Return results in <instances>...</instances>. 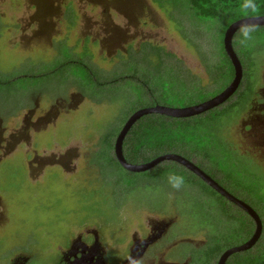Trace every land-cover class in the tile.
Segmentation results:
<instances>
[{"label": "rangeland", "instance_id": "374dc122", "mask_svg": "<svg viewBox=\"0 0 264 264\" xmlns=\"http://www.w3.org/2000/svg\"><path fill=\"white\" fill-rule=\"evenodd\" d=\"M29 1L32 0H0V24L3 25H0V118L4 121L20 106L30 104L33 101L32 95L37 90L43 91L46 97L63 94L65 86H58V83L63 82L60 78L62 74L32 81L21 79L18 83H9V78L32 70L43 72L58 66L62 59L69 57V46H72L71 50L74 52L73 60L77 61V54L83 56L80 54L84 50L83 45L91 51L92 57H83L81 63L102 84L115 77L112 75L115 72H121L122 75L131 73L128 67L121 66L118 57L126 54L119 47L132 52V55L136 48L146 47L144 53L140 51L138 56L144 59V56L147 57V50H150L149 46H157L162 49V58L158 60L154 54L153 58L149 57L153 66H149L148 73L140 69L145 66L141 61L138 65L141 71L137 73V84L123 81L112 87L104 84L95 90L89 88L86 71L81 66H64L67 78L73 77L72 80L81 85L78 88L75 83L76 86L70 87L67 92L82 91L85 100L77 109L70 110L67 114L62 113L55 125L50 124L47 132L37 139L43 146L42 150L48 147L46 153L40 151L39 155H59L66 149L77 148L79 158L73 161L76 170L67 174L54 168L47 174L42 172L40 178L33 182L27 175V157L23 149L1 161L0 197L6 221L0 223V257L12 249H25L34 255V264H49L45 261L57 257V245L64 242L70 231H80L84 225L98 226L106 238V247L114 252L119 240H126L136 230L142 233L150 221H171V230L177 231L179 237L193 239L196 246L203 241L206 243L211 237L212 243L222 241L219 245H223V249L241 243L243 235L234 231L236 223L228 224L227 218L218 210L220 200L214 196L208 198L202 192L199 182L187 189L196 199L210 204L209 213H206L208 207L204 202L191 207L186 203L187 195L183 192L186 187L182 185L177 190L170 186L168 176L172 173L169 170L174 169L185 176L189 174L175 162L165 161L150 170V175L156 170H166V174L156 180L147 179L143 173H126L113 166L103 170L106 172V184L102 185L100 182L101 186L96 187V191H93L95 186L92 183L88 187L84 186L85 178L88 179L93 173L89 175L83 163L87 161L88 153H92L100 144L104 131H111V134L116 135L133 112L150 107L149 104L154 101L162 106L180 107L182 99L187 104L188 97L192 96V101L196 104L202 102H198L201 94L208 100L223 87L229 75V63L222 49L225 20L217 17L200 23L178 13H173L171 18V13L159 7L156 0H50L53 6L71 4L68 16L75 17L77 23L69 36L67 47L62 44V35L65 33L62 27L68 16L62 13V9L61 13H57L61 22L59 42L51 38V48L43 46V42H40L42 40L38 39L41 45L37 49L34 45L36 41H20L17 38L20 31L14 30V27H20L21 20L28 19V15L33 12L27 9ZM135 6L136 11L133 9ZM35 24L36 22L34 26ZM24 25L25 23L23 28ZM114 26L117 30L110 35L116 33L114 44L119 47H116L118 52L111 53L108 57L104 53L105 48L96 42L105 35L106 28ZM259 27L241 28L233 36V49L243 70L250 75V81L255 85L259 80H264V28L257 29ZM245 28L252 29L247 40L242 38ZM57 47L62 59L54 52ZM126 57L122 59L126 61ZM157 61L160 62V68L156 71L154 66ZM131 63L133 62L130 60L126 65ZM245 79L244 76L241 89L246 86ZM142 80H146V83L143 84ZM91 87L93 88L92 85ZM211 94L213 95L209 96ZM260 97L258 95L256 99L259 100ZM40 102L36 115L46 108L43 103H47V100L43 99L42 104ZM242 109L243 103L236 105L233 112L227 115H221L217 109L198 115L200 118L194 116L197 118L188 121L190 125L198 124L194 125L197 128L194 133L198 129L212 131L216 136L214 141L211 133H204L203 138H198V142L194 140L187 145L177 143L173 149H168L165 145L158 155L178 152L225 184L229 181L228 185L233 191L237 187L243 189L248 195L242 191L238 193L260 213L264 222V171L250 160L241 158L248 155L256 163L264 164L261 158L264 156V148L260 147L261 140L251 138V131L243 130L242 119L245 112L240 113ZM171 119L173 118L165 116L162 120L172 121ZM202 121L205 122L203 129L200 127ZM5 124L9 127L13 123L8 119ZM196 146H207L212 154L205 157ZM145 152L138 155L136 164L145 163L142 157L152 153L149 150ZM226 171H232L231 175ZM94 173L97 177V172ZM222 174L228 181L224 180ZM227 211L231 215L240 213L231 206ZM241 217L246 219L245 216ZM224 235L226 238H222ZM263 249L264 230L259 243L247 254L256 255ZM238 254L240 257L245 255ZM217 256L215 254L210 257L207 263L213 264ZM232 260H238L237 256L232 255L229 261Z\"/></svg>", "mask_w": 264, "mask_h": 264}, {"label": "flooded vegetation", "instance_id": "af4514ba", "mask_svg": "<svg viewBox=\"0 0 264 264\" xmlns=\"http://www.w3.org/2000/svg\"><path fill=\"white\" fill-rule=\"evenodd\" d=\"M105 4L109 5L108 2H105ZM28 5L29 7H27V9L33 10V12L28 15V19L21 20L19 28L17 26L14 27V30H19L21 33L17 38H20V41H36L34 45L37 49L42 42L43 46L47 45L53 48L51 38H55L57 40V43L59 42V26L61 25L57 13H61L63 11L62 13L68 16L69 9H72L71 4L65 3L60 6H53L54 4L50 0H32L28 2ZM133 9L134 11H136V6ZM104 11H106V8H104ZM34 22H36L35 26ZM64 22L65 23L63 24L62 31L65 33L64 35H62L64 38L62 44H66L67 46V43L70 42L69 36L73 32L77 20L71 15L68 16V18H65ZM24 23L25 27L23 28L22 25ZM0 25L3 26L2 24ZM116 30V26L108 29L106 28L104 31L105 35L102 37V39H99V41L96 42L100 45V47L105 48L102 49L105 50L104 53L108 57L111 56V53L118 52L116 47H119V45L114 44V35L116 33H114L113 36L110 35L112 31ZM126 32L127 31H124V33ZM38 39L42 40L40 41L41 43ZM124 39L125 38H123V40ZM71 47H68L69 49L67 51L69 57L65 59L60 58L62 55H60V52L58 50L59 47L54 49L56 56L62 59V62L60 61L58 66L52 67L50 70H45L43 72L32 70L28 73L17 74L9 78V83H18V81H21V79L32 81L38 79L40 80L43 77L51 76L54 74H62V77L60 78L63 82L58 83V86L60 84L63 87L65 86L63 94L59 96L54 95L53 97H46L43 91L40 92L39 90H37L32 95L33 101L31 102L32 104L30 103L31 106L30 104L22 105L12 116L5 118L7 120L9 119L11 123H13L9 127H7V125L5 124L7 120L4 121L2 118H0V163L2 160H5L12 154H15L19 149H23L27 157L25 162V164L27 165V175H29V179L33 182H36L40 178L39 175L42 172L43 174H47L49 170L54 168L67 174H71L76 170V165L73 164V161L79 158L77 148L66 149L62 154L59 155H56L54 153H49V155H39L40 151H43V154L46 153L48 151V147L47 149L44 148L42 150L43 146H41V144L39 143V139H37V137H39L41 134L47 132V127H50V124L51 126L55 125L56 121L62 113L67 114L70 110L77 109V107L81 105L85 100V95L82 93V91L78 90L67 92L70 87H74L77 85V87L79 88L81 87V85H78V82H74L72 80L73 77L69 76V78H67L65 74L67 73V71H64V66H81V68L86 71L88 77V85L91 90L99 89L100 87H103L104 84H106L107 87L116 86L118 83H121L123 81H131L137 84L139 82V76L137 73H139L141 70H145L148 73L149 66L150 68L153 66L151 63L152 61L149 59V57L153 58L152 46H149L150 52L147 50L145 54L147 57L144 56V59L143 57L138 56L140 51H143L144 53V49H146V47H141L140 49L136 48L137 50L134 51L133 55L131 54L132 52L126 49L123 50L122 47H119L120 51L126 54L122 57H118V59H120V62L122 63L121 66L128 67L131 73L129 75H122L121 72H115L112 74L115 77L111 78L107 83L102 84L96 81V77H93L92 71L88 69V67H86L83 63H81V59L83 57H92L91 51L83 45L84 50L80 52V54H83V56H79V54H77V57L79 58L77 61L73 60L72 54H74V52L73 50H71ZM125 56H127L126 61L122 59ZM134 58H136V60ZM130 60L133 63H131L130 65H126ZM141 61H143L145 66L143 68H140V70L138 68V65L141 64ZM114 70L111 72H114ZM233 76L234 72L229 83L233 79ZM243 78L244 73L242 75V79ZM142 82L143 84H145L146 80H142ZM259 82L256 85L252 83H246V86L243 89H241L242 83H240L238 90L226 102L212 110L218 109V111H222L224 108L230 106L237 100V97L239 96L238 94H240V92H244L242 97L244 98L243 109L240 111V113L243 111L245 112L242 119L243 130L245 132L251 131V138H258V140H261L262 145L260 147L264 148V80H261L260 83ZM229 83H227V85L222 90H219L214 96L222 92L229 85ZM91 85L93 86V88L91 87ZM247 87L251 88L247 89ZM258 95L261 96L259 100L256 99ZM43 99L47 100V103H43V105H46V108L42 113L36 115V111L39 107V101H41L40 104H42ZM153 106H156V104H154ZM231 112H233V110ZM240 113H238V115H240ZM122 126L120 127L116 135L111 134V131H104V134L102 135V138L100 140V144L95 150L92 151V153L90 152L86 156L87 161L83 163V165L85 167V170L89 171V175H91V172L93 174L91 177H88V179L85 178V187H88L87 185H90L92 183L95 186L93 191H96V187L101 186L100 182L102 183V185L104 183L106 184V172H103V170L107 169L108 167L112 168L113 166H116L121 170H124L118 164L114 154V144ZM233 150L236 154H238L237 150H235L234 148ZM123 156L125 158L124 151ZM241 158L250 160L251 162L260 166V168L264 171L263 163H256L248 155L242 156ZM261 158L264 160V156H262ZM125 160L128 163L136 164L129 162L126 158ZM195 165L204 173H206L210 178H212L230 195L250 206L257 213L262 222V231L255 245L249 250L231 254L224 263L236 264V261L234 260L229 261L230 257L238 253L244 254L247 251L255 248L262 237L264 222L260 216V213L254 207L248 204L242 197V195L238 193V191H242L248 195L246 191L238 187L235 191H233L229 187V181L226 180L228 178H225L223 174L222 175L224 177V180L228 181L229 185L228 183L225 184V182L221 181L219 178H215L208 170L203 169V167H201L199 164ZM94 171L97 172V177L95 176L96 173H94ZM188 172L195 177L196 182L199 181L204 186V190L202 189V192L205 195H209L210 197L214 196L217 197L218 200H220L221 203L218 204V210H220V214L227 218L228 224L236 223V228L234 229V231L236 230V232L238 233L241 232V234L243 235V240L241 243H238L235 246L229 247L227 249H223V245L222 247H220V250H222L213 261V264H218L220 256L226 250L241 246L252 237L255 231V223L241 207L219 195L193 173H191L190 171ZM98 191L100 192V190ZM2 204V199L0 197V223L2 221H6L5 210L3 209ZM230 206L233 207V209L236 208L237 211L240 212L239 215L235 213L234 215H231L230 212L227 211L228 209H230ZM241 216H245L246 219ZM171 225V221H150L147 229L142 233H139V231L136 230L133 231V233H131L127 238H125L126 240H119L118 245L120 246L115 244L118 247L116 248V251H114L116 255H114L115 253L111 251L112 249H108L106 247V238L104 237L103 232L100 231L98 226L84 227V225L83 228L81 227L82 229L80 231H70L64 238V242L60 245H57V257L52 258L51 261L45 262H49V264H197V262L198 264H208L207 261H209L210 258H206L207 254L203 253V251L207 250V242L204 243L203 241L199 246H196V242L193 239L179 237L177 231L175 232L174 230H171ZM251 226L252 230H250ZM222 238H226V235H224ZM218 250L219 249L216 247L214 255ZM33 256L34 255L32 253H28L25 249H12L11 251L3 254L0 257V264H34V262L32 261Z\"/></svg>", "mask_w": 264, "mask_h": 264}, {"label": "trees", "instance_id": "16d2710c", "mask_svg": "<svg viewBox=\"0 0 264 264\" xmlns=\"http://www.w3.org/2000/svg\"><path fill=\"white\" fill-rule=\"evenodd\" d=\"M156 1L159 7H162L167 12L169 11L171 13L170 15L171 18L173 17V13H178L179 15H187L190 19H193L196 22L203 23V22L211 21L217 17H221V19L225 20V24L223 27L225 30L230 24H232L233 22L239 19L246 17H254V16H264V0H253V3L255 4L254 9L243 8L242 5L244 3V0H156ZM263 28L264 27H259L257 29H263ZM232 45H233V41H232ZM152 50H153V54L155 55V58L160 60L162 58V54H161L162 49L158 48L157 46H154ZM226 59L228 60L227 56ZM155 63L157 64H155L154 69L157 71L160 68L159 66L160 62L157 61ZM228 63L229 65L227 67L229 69L228 70L229 75L226 77L227 82L223 85V87L220 90H222L227 85L228 81H230L233 74L232 66L229 60ZM243 73L246 78L245 82L251 84L250 75L246 73L244 70ZM248 88L250 89L251 87H247V89ZM243 93L244 92H240V94H238L239 96L237 97V100L230 106L224 108L219 113H221V115H227L229 113H232L231 111L235 108L236 105L239 106L243 103L244 101L243 100L244 98H242ZM213 94L209 96H212ZM188 99L189 102L187 104H184L185 100L182 99V105L180 107L190 106L192 104H195V102L192 101V96L188 97ZM206 99L207 98H205V96L201 94V96H199L198 102L200 101L203 102ZM154 104L160 105V103L157 101H154L149 105L152 106ZM151 116H154V118H152ZM163 117L165 116L154 115V114L143 116L132 126L131 130L128 132L123 142L124 155L129 162L132 163L137 162L138 160L136 159L138 155L144 154L146 153L145 151L149 150V152H152L151 155L142 157L143 162H148L151 159L160 156L158 154L165 145L167 146L168 149L171 148L173 149V147L176 146L177 143L187 145L194 140L198 142V138L200 137L203 138L204 133L205 134L211 133L212 135L211 137L213 138V141L214 138L216 137L214 136L212 131L204 130L202 128V125L205 124L204 121H202L203 123L200 124L201 129H203L204 131L198 129V131L196 132L198 133V135L194 133L197 129L196 126L194 125H198V124L194 122L195 123L194 125H190L188 121L189 119L194 120L197 117L194 118L191 117L186 119H171L172 121L162 120ZM207 146H202V147L196 146L195 148H197L205 157H208L210 154H212V152L208 150ZM177 154L180 155V153L178 152ZM121 171L126 172L124 170ZM169 172L184 178L183 187L186 188L183 192L187 195L186 203H189L191 207V205L199 206V202H204V204L208 207L206 213H209V211L211 210L210 204H207L205 200L201 201L196 199V197L192 196L189 190L187 189L196 186L199 181L196 182L195 177L192 176L191 174L185 176L184 174H181V172H175L174 169L169 170ZM226 172H228L231 175L232 171L231 172L226 171ZM151 174L152 175H150V171L143 173L144 177H146L147 179L154 178L156 180L157 178H162L163 175L166 174V170L165 169L156 170ZM199 184L203 189L204 186L200 182ZM207 197L211 198L209 195H207ZM197 213L199 214L198 210ZM250 230H252V226ZM212 239L213 238L211 237V239L207 241V250L204 252L205 254H207L206 258L208 259L214 255L216 247L220 250L219 244L221 241L220 242L213 241L214 243H212ZM218 251L216 255L220 253V252L218 253ZM248 252L250 251H247L245 255L242 257H240L239 254H235V256H237L238 258V260H236V264H262L264 259L263 256L264 249L261 250L260 253L252 256L248 255L247 254Z\"/></svg>", "mask_w": 264, "mask_h": 264}, {"label": "water", "instance_id": "95a60500", "mask_svg": "<svg viewBox=\"0 0 264 264\" xmlns=\"http://www.w3.org/2000/svg\"><path fill=\"white\" fill-rule=\"evenodd\" d=\"M259 26H264V16H254L239 19L230 24L225 30L223 35V50L233 68L234 76L229 85L222 92L206 101L191 106L167 107L162 105H156L153 107L138 109L133 112L125 121L117 135L114 144V154L117 159V162L125 171L130 173H144L152 170L162 162H175L186 170L193 173L219 195L223 196L230 202L237 204L252 218L255 223V231L252 237L243 245L226 250L220 256L218 264H224L231 254L249 250L255 245L262 231V222L257 213L246 203L236 199L228 192H226L212 178H210L206 173H204L200 168H198L192 161L176 153L163 154L145 163H128L123 156V142L128 132L131 130L132 126L143 116L158 114L173 119H186L206 113L216 107L221 106L224 102H226L238 90L243 75L242 64L233 49V36L237 32V30L241 28Z\"/></svg>", "mask_w": 264, "mask_h": 264}, {"label": "clouds", "instance_id": "9594fccd", "mask_svg": "<svg viewBox=\"0 0 264 264\" xmlns=\"http://www.w3.org/2000/svg\"><path fill=\"white\" fill-rule=\"evenodd\" d=\"M243 8L245 9H254L255 8V4L253 3V0H244V3L242 5ZM252 32V29L250 28H245L242 31V38L243 40H247L250 38V34ZM168 183L170 184V186L173 189H177L179 190L181 188V186L184 183V178L181 176H178L176 174H171L168 176Z\"/></svg>", "mask_w": 264, "mask_h": 264}]
</instances>
